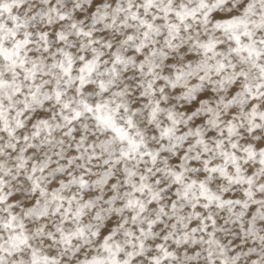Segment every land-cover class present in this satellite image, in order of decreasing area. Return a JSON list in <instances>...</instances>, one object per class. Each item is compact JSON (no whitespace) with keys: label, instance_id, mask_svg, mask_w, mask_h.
<instances>
[{"label":"snow or ice","instance_id":"obj_1","mask_svg":"<svg viewBox=\"0 0 264 264\" xmlns=\"http://www.w3.org/2000/svg\"><path fill=\"white\" fill-rule=\"evenodd\" d=\"M0 264H264V0H0Z\"/></svg>","mask_w":264,"mask_h":264}]
</instances>
